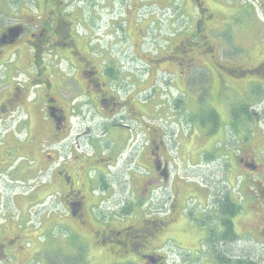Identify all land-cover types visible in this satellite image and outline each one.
Instances as JSON below:
<instances>
[{
	"label": "flooded vegetation",
	"instance_id": "af4514ba",
	"mask_svg": "<svg viewBox=\"0 0 264 264\" xmlns=\"http://www.w3.org/2000/svg\"><path fill=\"white\" fill-rule=\"evenodd\" d=\"M185 1L189 24L174 21L163 33L151 24L156 35L147 39L145 27L133 37L136 24L94 23V9L112 0H0V170L24 191L21 199L56 189L34 208L38 220L58 219L31 234L3 217L0 232L11 233L0 234V263L17 253L31 264L44 255V238L63 231L78 253L91 251L103 264H169L158 245L171 235L170 222L183 221L182 199L197 189L183 179L178 158L203 143V135L193 140L190 106L207 96L203 68L241 71L218 60L217 40L210 44L219 29L209 1ZM130 3L136 12L147 6ZM121 26L124 42L114 33ZM207 73L214 81L215 71ZM240 162L259 187L252 199L262 202L264 161L249 155ZM164 204L167 217L160 216ZM255 210L264 214V206ZM260 221L256 240H264ZM231 239L222 251H236L237 236Z\"/></svg>",
	"mask_w": 264,
	"mask_h": 264
},
{
	"label": "rangeland",
	"instance_id": "374dc122",
	"mask_svg": "<svg viewBox=\"0 0 264 264\" xmlns=\"http://www.w3.org/2000/svg\"><path fill=\"white\" fill-rule=\"evenodd\" d=\"M130 1L112 0L113 5L107 9L96 10L95 8L94 23L136 24L132 27L133 37L138 30L145 27L147 39L156 35V29L151 24H158L162 33L166 24H172L174 21V24H189L190 14L182 8L184 5L187 9L190 7L185 0H171L170 2L168 0H141L147 6L137 12L129 10ZM206 1L209 3L205 4V8L215 14L217 22L215 26L219 29L212 39H209L210 44L214 45L218 41V45L221 46L218 47V60L227 67L238 68L245 73L243 75L228 73L218 66L212 67V70L204 64L208 68L207 72L215 71L217 76L214 77V81H211L210 73L203 68V75L209 86L207 96L203 94V103H197L195 106L193 102L190 105L193 140L198 135H203V143L193 142L191 155L188 154L178 159L180 162H185L186 170L182 173L183 179L198 189H202L199 185L201 183L206 198L203 199L202 205L200 201L191 198L193 195L190 192L184 196L181 203V207L184 208L181 210L184 220L170 222L171 235L166 237L158 248H161L160 252L167 257L169 264H215L214 254L211 255L209 247L206 248L205 238L210 235L211 230L213 233L219 230L218 216L215 215L217 202L227 196L231 199L230 203L233 202L241 208L233 219L238 242L237 247L233 248L236 251L226 252L224 249L223 252L220 249L222 254H219L223 255L226 261H235V256L239 255L240 258L264 264V240L254 239L257 226H259L257 223H260L261 217L264 216L262 212L255 216L257 212L255 209L263 207L264 200L262 196H260L262 202L252 199L251 193H259V187L256 185L254 175H249L251 171L240 162L249 155L254 156L255 164L264 161V72L253 71L264 65V0ZM142 5L143 3L138 2L136 8ZM114 33H116L117 40L125 41L122 26ZM159 36H162L161 33ZM206 53H209V49ZM223 86L226 87L223 88ZM210 99L213 103H210ZM248 107L249 110H247ZM209 110L217 112L219 118L213 117ZM234 110H236L235 113ZM252 113L256 118L251 116ZM189 161L194 165H190ZM230 171H234V174ZM10 182L8 175L0 170V230L4 227L1 220L6 215L11 219V223L24 226L17 212L23 207L21 200L29 198V195L21 199L23 196L20 192L24 191ZM260 186L263 189V180ZM29 189L27 188L26 191ZM144 207L146 208V205ZM202 209L203 218L200 213ZM33 211L35 215L34 213L30 215ZM27 212L30 218L34 215L32 225L38 227L39 209H28L24 214ZM199 219L203 220V223ZM169 220L171 219H167ZM251 223L255 225L252 226ZM28 224L29 222L25 224V227ZM135 226L138 227V225ZM19 230L23 232L25 229ZM4 231L11 233L10 227ZM70 239L71 237L65 235L63 231H55L49 237H45L44 255L37 257L31 264H86V262L87 264H103V262L91 260L92 255L89 258L91 251L85 250L83 256L78 253L77 246L71 245ZM73 241L75 242V238ZM151 249L147 242L144 252ZM232 253L234 256L230 257ZM92 254L94 255V250ZM8 255L11 253H7L6 260L0 264H25L19 261L17 253L14 258H8Z\"/></svg>",
	"mask_w": 264,
	"mask_h": 264
},
{
	"label": "trees",
	"instance_id": "16d2710c",
	"mask_svg": "<svg viewBox=\"0 0 264 264\" xmlns=\"http://www.w3.org/2000/svg\"><path fill=\"white\" fill-rule=\"evenodd\" d=\"M264 65H261L260 67H257L253 71L255 72H264ZM245 73L244 71H240L239 75H243ZM249 110V107L247 108ZM247 110H245V113H247ZM210 113L213 115V117H218L217 113L215 111L209 110ZM236 110H234V113ZM235 118V115H234ZM236 119V118H235ZM231 199L230 197H223L217 202V211L215 213L216 217L218 216V226L219 230L215 233L211 230L209 233L210 235H207L205 238L206 245L210 244L212 245L211 249L209 248V253L212 255L214 254L215 262L217 264H257L251 260H247L244 258H240L239 255L235 256V261H226L224 259V256L221 255L222 252H220V245L221 243L226 242L227 240H232L231 238L235 239V231L232 224V220L234 217L238 215V213L241 211V208L239 205L235 203H230ZM200 221V220H199ZM200 222L203 223V220ZM221 253V254H219ZM223 257V258H222ZM215 263V264H216Z\"/></svg>",
	"mask_w": 264,
	"mask_h": 264
},
{
	"label": "crops",
	"instance_id": "0c3cea01",
	"mask_svg": "<svg viewBox=\"0 0 264 264\" xmlns=\"http://www.w3.org/2000/svg\"><path fill=\"white\" fill-rule=\"evenodd\" d=\"M194 133V132H193ZM199 134V133H198ZM198 136H200V135H198ZM193 137V136H192ZM201 155V154H200ZM189 156H190V154H189ZM229 157H232L231 155H229ZM199 159V158H198ZM189 163H190V165L192 164V165H194V163H192L191 161H189ZM234 171H236V170H234ZM234 171H230L232 174H234ZM234 177H235V175H234ZM250 181V180H249ZM248 181V182H249ZM172 184H169V186L170 187H172L171 186ZM204 189V188H203ZM251 189V188H250ZM201 189H199L198 190V188L197 189H192L191 191H190V193L194 196H191V198H194V199H196V201H200L201 202V204L203 205V199H205L206 198V196L204 197V195H205V191L204 190H201V191H203V193L200 191ZM38 192H37V196H31V194L28 196L29 198H25V199H23V200H21L22 201V204H23V207L20 209L19 208V214H20V221L22 222V223H24V225L27 223V222H29V224L27 225V227H30L29 228V232L28 233H31V234H36L37 232H40V231H42V229H45L46 227H48V229H53L54 227H55V223H56V221L58 220L55 216H54V219L51 217L50 218V220H51V222L50 223H48L47 221L49 220H46V216H44L45 218L43 219V221L41 220V216L39 217V220L37 221L38 222V227H35V225H32V221H33V219L32 218H30V215H29V213L27 212L26 214H24L25 213V211H27L28 210V208L31 206V207H34L36 204H38V203H41L42 201L44 202V201H46V199L47 198H49L50 196H52L53 194H54V192L56 191V189H54V188H51V187H49V186H45V187H42V188H40L39 190H37ZM194 192V193H193ZM196 193V194H195ZM204 197V198H203ZM181 215V218H182V220H184V216H183V214L181 213L180 214ZM12 221L10 220V224L11 225H13L14 227H16V225L17 224H15V223H11ZM18 226V225H17ZM22 227V226H21ZM27 227H22V229H25L23 232H26V228ZM25 234V233H24Z\"/></svg>",
	"mask_w": 264,
	"mask_h": 264
}]
</instances>
